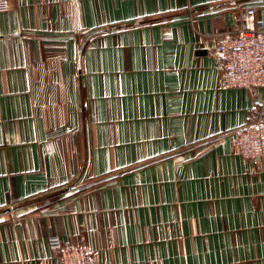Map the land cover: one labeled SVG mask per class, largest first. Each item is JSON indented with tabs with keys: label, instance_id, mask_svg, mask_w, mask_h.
<instances>
[{
	"label": "crops",
	"instance_id": "obj_1",
	"mask_svg": "<svg viewBox=\"0 0 264 264\" xmlns=\"http://www.w3.org/2000/svg\"><path fill=\"white\" fill-rule=\"evenodd\" d=\"M9 1L0 264H55V235L97 264H264V159L234 133L264 88L214 54L264 0Z\"/></svg>",
	"mask_w": 264,
	"mask_h": 264
},
{
	"label": "built area",
	"instance_id": "obj_2",
	"mask_svg": "<svg viewBox=\"0 0 264 264\" xmlns=\"http://www.w3.org/2000/svg\"><path fill=\"white\" fill-rule=\"evenodd\" d=\"M11 8L9 0H0V12ZM255 14L254 7L246 12ZM214 46L218 82L225 88H264V29L241 27L221 34ZM248 119L235 130V149L246 159H264V102H256ZM22 218L15 221L20 223ZM48 248L57 253L55 264H97L93 251L83 245L66 243L55 235L48 238Z\"/></svg>",
	"mask_w": 264,
	"mask_h": 264
}]
</instances>
